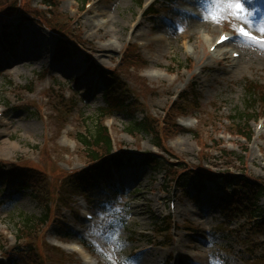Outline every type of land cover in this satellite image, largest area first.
<instances>
[{"label": "rangeland", "instance_id": "rangeland-1", "mask_svg": "<svg viewBox=\"0 0 264 264\" xmlns=\"http://www.w3.org/2000/svg\"><path fill=\"white\" fill-rule=\"evenodd\" d=\"M43 1L0 0V168L17 170V180L23 172L28 186L19 191V181L0 170V264H174L179 256L181 264H264V232L257 234L249 217L222 212L228 206L220 200L236 197L232 187L223 190L222 174L264 184V98L250 104L244 88L250 83L264 93V49L235 40L210 60L202 38L234 33L241 22L260 33L264 3L241 0L245 22L218 0H88L85 7L79 0H51L49 14L40 8ZM12 3L21 19L6 11ZM149 4L154 15L144 14ZM92 5L113 19H91L104 25L103 41L79 23L93 18L85 13ZM185 6L199 12V29L188 26ZM212 11L219 22L206 19ZM131 19H143L136 30L141 37L129 35ZM106 40L113 46L100 49ZM62 42L69 45L58 55ZM23 48L27 54L17 60ZM231 51L242 56L239 71L228 74ZM103 76L118 82L108 100ZM122 101L129 108L114 111ZM237 114L249 119L239 122ZM100 120L110 156L122 161L106 169L117 193L112 204L96 201L90 149L77 142ZM135 124L146 130L129 132ZM33 125L35 136L26 132ZM146 157L155 165L144 164ZM191 172L198 183L188 179ZM82 179L88 198L75 189ZM257 206L262 225L264 195ZM25 217L33 220L30 228ZM80 243L94 249L90 260L72 251Z\"/></svg>", "mask_w": 264, "mask_h": 264}, {"label": "trees", "instance_id": "trees-1", "mask_svg": "<svg viewBox=\"0 0 264 264\" xmlns=\"http://www.w3.org/2000/svg\"><path fill=\"white\" fill-rule=\"evenodd\" d=\"M83 3L86 0H80ZM14 2H17V0H14ZM53 5V4H52ZM52 5L48 2L44 3V6L46 8V10H49L52 8ZM14 6V7H13ZM54 6V5H53ZM6 8V7H5ZM13 9V16H22L23 14L21 12V10L19 9V7H17L16 4L12 3L7 9L6 11L8 13H10ZM3 10V9H1ZM27 13V17L32 18V14L25 10ZM9 15V14H7ZM12 16V15H11ZM34 20V19H33ZM59 48V47H58ZM60 49V48H59ZM103 78H106V82L104 83L105 86V91H104V95H103V99L104 100H108L110 98H113L114 95H112L113 92V88L114 86H116L117 88V84L118 82L114 79V78H109L107 76H103ZM110 81H112V85L110 83ZM116 92V91H115ZM115 94V93H114ZM245 97L248 103L250 104H257L260 101V99L264 98V93L260 95L259 91L250 83H246L245 85ZM126 101H122L120 103V105H114L113 110H117L118 108H122V109H126L129 108L130 105H125ZM106 104V109L109 108L110 103L108 101H105ZM101 112H105L102 111ZM100 112V113H101ZM238 118H239V122H242L243 120H248L249 118H246V115L244 114H237ZM101 121V120H100ZM233 122L237 125V126H241L240 123H237V121L234 119ZM145 126L143 124H135L134 126H131V128L129 129V132L132 131H137V132H141V131H145ZM238 136L242 137L243 139L248 141V137L245 136L242 133H238ZM79 143L81 144V146L90 149L89 150V158L93 159L94 163H100V164H96V166L93 165V163L90 167V172L89 175L94 176L95 174H104V167L103 164H107L108 166H116L119 167L120 166V161L112 156H109L110 152H111V143H110V139L108 137V132L107 130L102 126L101 122L98 123V125H96L94 131L86 136H82L79 139ZM97 150H100L99 152H97ZM101 153V154H100ZM102 153H104V155L102 156ZM153 158H148L146 160H144V164L146 163L147 165H155V163L153 162ZM109 164V165H108ZM13 172L18 173L17 171L11 170V173L14 174ZM27 175H25L23 172H21L17 178L19 179V183L20 184H24V179L26 178ZM193 176L192 172L191 175L189 176L188 179H192ZM227 177L229 178L228 183H227V188L232 187V193H236V197L234 196H230V194H228V196L222 200V202L225 205H228L229 208L227 209L228 211H224L226 213H228V215H232V216H242L243 218L249 217L250 219H246L249 220V223H252V229L258 234L260 232H264V224L261 225V222H259L257 218L258 212H259V208L257 206V201L259 200V198L261 196L264 195V184L261 182H258L256 180H251L248 181L246 180L244 177L241 179L239 178V180H236L238 178H232L230 175H227ZM16 178V177H14ZM24 178V179H22ZM83 180V185L86 182V179H82ZM106 185H108V183H106ZM28 186L26 185H20L19 189H27ZM80 188V187H79ZM77 188V189H79ZM82 193H86L87 189L86 187H84V189L80 188ZM110 188L108 186L105 187V192L110 193ZM33 220L30 217H25L24 218V226L27 228L31 227ZM168 230V229H167Z\"/></svg>", "mask_w": 264, "mask_h": 264}, {"label": "bare ground", "instance_id": "bare-ground-1", "mask_svg": "<svg viewBox=\"0 0 264 264\" xmlns=\"http://www.w3.org/2000/svg\"><path fill=\"white\" fill-rule=\"evenodd\" d=\"M180 2H183V3H192V0H179ZM260 3H264V0H260ZM96 6V4H95ZM86 15H90L91 17L93 18H90V19H84L79 21V23L81 25H85L86 27H88L90 30H93L92 32V37L96 36V34L98 35V39L99 41H103L105 40L106 38L108 39V33H104V25L103 24H99L98 22H93L91 19H94L96 17H102V18H105L106 19V24H109V23H113V19L111 18V16L109 14H107L105 11H101V10H98V7H94V5H92L86 12ZM264 16V15H263ZM201 17V16H199ZM191 18V22L188 24V26L192 27L193 29H199V23L197 22L196 19L193 18L192 15H190ZM79 20V18H78ZM128 26L130 28H132V30L130 31L129 35L131 36V38H138V37H141L142 36V33H137L138 29H141L142 25L144 24V21L139 19V20H136V19H131V20H128ZM137 27V28H136ZM139 27V28H138ZM206 34V33H203V35ZM206 44H208V47H211L213 45V41H211L212 39H208V37L206 35L203 36ZM107 43L102 45L100 47V49H103V48H110L113 46V43L112 42H109L108 40H106ZM230 42V40L228 41ZM226 42V43H228ZM226 43L222 44L221 46H218L216 47V49L212 52V53H209V54H206V57L210 60H215V57H218L220 56V54H222V46L225 45ZM99 51V50H97ZM232 53H234V51H231V55ZM26 50L25 48H23V50H18L16 52V55H17V60L18 59H22L24 58V55H26ZM214 58V59H213ZM38 59V57H37ZM239 61H234L232 60V67L230 71L227 70V73L228 74H233L235 71H239L240 69V60H241V56H239ZM16 61V60H15ZM39 61L41 62V64H44V59L42 57H39ZM218 62V65L220 64V60L217 61ZM219 69H221V67L218 66ZM37 129H38V126L37 125H33V126H30L29 128H27L26 132L35 136L36 133H37ZM0 146H3V144L1 143ZM86 215V214H85ZM195 249V248H194ZM180 257V256H179ZM187 258L189 260H194L193 257H189L187 256Z\"/></svg>", "mask_w": 264, "mask_h": 264}, {"label": "snow or ice", "instance_id": "snow-or-ice-1", "mask_svg": "<svg viewBox=\"0 0 264 264\" xmlns=\"http://www.w3.org/2000/svg\"><path fill=\"white\" fill-rule=\"evenodd\" d=\"M218 2H222L224 4V7L230 10V14L233 17H236L238 19H241L247 22L246 18H247L248 13H246L245 7L243 3L241 2V0H218ZM206 19H210L211 22L213 23L219 22V17L214 11L209 12V15L206 17ZM259 32L261 35L257 37L253 33L247 31L244 27H240L238 29L237 35L241 37L243 40H245L246 42L252 43L255 46L260 47L261 49H264V27H261L259 29ZM226 39L228 38L221 36L218 43H222ZM117 247H119V245H117Z\"/></svg>", "mask_w": 264, "mask_h": 264}]
</instances>
